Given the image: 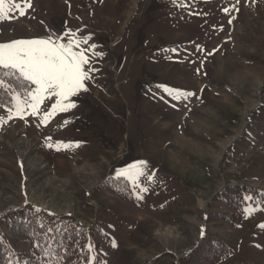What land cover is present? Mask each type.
<instances>
[{
    "label": "rangeland",
    "instance_id": "obj_1",
    "mask_svg": "<svg viewBox=\"0 0 264 264\" xmlns=\"http://www.w3.org/2000/svg\"><path fill=\"white\" fill-rule=\"evenodd\" d=\"M3 7L0 43L74 34L104 55L68 111L45 118L46 99L20 118L31 82L0 105V217L67 216L91 232L75 264H203L196 251L212 237L232 250L220 263L264 264V0ZM229 185L255 191L239 216L214 199Z\"/></svg>",
    "mask_w": 264,
    "mask_h": 264
},
{
    "label": "trees",
    "instance_id": "obj_2",
    "mask_svg": "<svg viewBox=\"0 0 264 264\" xmlns=\"http://www.w3.org/2000/svg\"><path fill=\"white\" fill-rule=\"evenodd\" d=\"M0 80L6 82L0 88L1 106L10 105L12 90L25 95L32 87L18 73L6 72L4 69L0 70ZM254 192L251 188L229 185L216 193L214 199L221 209L228 208L232 210L230 213L239 216L247 197H253ZM261 196L264 198V193ZM222 212L220 218L232 224L227 212ZM11 236L15 237L12 239ZM87 237H91V232L87 233L67 216H54L29 207L19 208L0 217V264H66L67 261L75 264L84 256L83 251H76L82 248ZM18 245H23L26 250L18 249ZM231 252V248L220 238L212 237L204 241L201 249L196 251V256L199 260L212 264Z\"/></svg>",
    "mask_w": 264,
    "mask_h": 264
},
{
    "label": "snow or ice",
    "instance_id": "obj_3",
    "mask_svg": "<svg viewBox=\"0 0 264 264\" xmlns=\"http://www.w3.org/2000/svg\"><path fill=\"white\" fill-rule=\"evenodd\" d=\"M4 3L5 0H0V19L4 17ZM27 3L28 7H31V0H27ZM15 7L19 9V15L25 14L19 4H16ZM235 10L239 11V9ZM223 11L227 14L229 9L226 7ZM89 39L90 36L76 38L72 34L66 42H61L64 40L62 36L55 38L48 36L0 43V68L14 70L36 86L34 93H28L29 99H24L17 94L20 102L15 105V108L20 114V118H23L25 107H30L31 115L36 116L39 105L46 99L54 102L51 103L50 111L44 114L45 118H50L57 111L64 112L75 107L71 97L77 95L81 90L87 91V82L92 79L91 74L98 71L89 66L92 55L97 58H103L104 55L102 52L95 51V44L89 45L92 49L91 55L88 48L82 47V45L88 44ZM211 54L209 53V55ZM197 74H199V69H197ZM5 83L0 80V88L4 87ZM186 95L194 96L195 93L188 92ZM49 146L51 147V145ZM143 163L145 162H141V164ZM143 174V169H140L131 175L135 177ZM143 191H147V189H143ZM138 198L142 199V197ZM201 233L203 235L204 229L201 230Z\"/></svg>",
    "mask_w": 264,
    "mask_h": 264
},
{
    "label": "crops",
    "instance_id": "obj_4",
    "mask_svg": "<svg viewBox=\"0 0 264 264\" xmlns=\"http://www.w3.org/2000/svg\"><path fill=\"white\" fill-rule=\"evenodd\" d=\"M221 261L219 260V261H217V262H215V263H212V264H222V263H220ZM201 263V262H200ZM203 264H211V263H208V262H203ZM224 264V263H223Z\"/></svg>",
    "mask_w": 264,
    "mask_h": 264
}]
</instances>
